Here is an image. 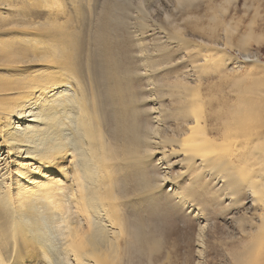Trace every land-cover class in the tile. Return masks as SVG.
Wrapping results in <instances>:
<instances>
[{"label": "bare ground", "instance_id": "6f19581e", "mask_svg": "<svg viewBox=\"0 0 264 264\" xmlns=\"http://www.w3.org/2000/svg\"><path fill=\"white\" fill-rule=\"evenodd\" d=\"M115 7L106 5L96 39L58 20L0 23L9 28L0 38V264H121L159 242L144 216H156L159 191L173 178L149 176L159 170L156 155L196 171L193 181L209 171L228 183L237 170L238 117L230 111L208 114L197 99L158 142L141 129V78L114 50ZM31 63L40 69L24 68ZM252 193L263 220L240 264H264V199Z\"/></svg>", "mask_w": 264, "mask_h": 264}, {"label": "rangeland", "instance_id": "374dc122", "mask_svg": "<svg viewBox=\"0 0 264 264\" xmlns=\"http://www.w3.org/2000/svg\"><path fill=\"white\" fill-rule=\"evenodd\" d=\"M109 2L116 6L114 50L124 69L140 74L141 129L153 131L158 142L178 128L181 109L201 99L208 114H235L240 135L237 170L230 168L228 183L211 180L209 171L193 181L196 171H185L177 158L167 166L156 155L159 170L149 176L173 178L159 191L154 219L144 216L159 242L121 264H240L263 220L249 200L254 191L264 199V0H0V23L58 20L64 31L96 39ZM8 29L0 27V38ZM91 53L94 66L96 47Z\"/></svg>", "mask_w": 264, "mask_h": 264}]
</instances>
